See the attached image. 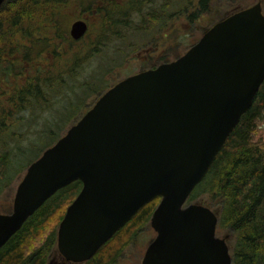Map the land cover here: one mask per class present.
<instances>
[{
	"label": "water",
	"instance_id": "95a60500",
	"mask_svg": "<svg viewBox=\"0 0 264 264\" xmlns=\"http://www.w3.org/2000/svg\"><path fill=\"white\" fill-rule=\"evenodd\" d=\"M4 0H0V6ZM88 24L72 21L81 38ZM264 81L258 1L208 28L183 54L117 81L25 169L0 248L57 190L79 180L56 233L68 261L89 259L145 204L156 235L141 264H233L219 217L188 202Z\"/></svg>",
	"mask_w": 264,
	"mask_h": 264
},
{
	"label": "trees",
	"instance_id": "16d2710c",
	"mask_svg": "<svg viewBox=\"0 0 264 264\" xmlns=\"http://www.w3.org/2000/svg\"><path fill=\"white\" fill-rule=\"evenodd\" d=\"M147 1L2 2L0 193L80 117L91 97L111 86L107 72L120 63L126 32L165 29L171 16L194 20L211 0H152L153 6ZM70 6L79 7L88 24L77 40L69 33ZM80 188L75 180L49 197L0 248V264H45L56 242L55 228ZM201 195L216 204L217 226L234 236L233 264H264V81L188 201ZM158 202L155 198L140 208L85 264H110L127 243H119L121 232L128 231L129 238L143 227Z\"/></svg>",
	"mask_w": 264,
	"mask_h": 264
},
{
	"label": "rangeland",
	"instance_id": "374dc122",
	"mask_svg": "<svg viewBox=\"0 0 264 264\" xmlns=\"http://www.w3.org/2000/svg\"><path fill=\"white\" fill-rule=\"evenodd\" d=\"M141 1L143 2L144 0ZM150 1V6H153V1L158 2L159 0H149L147 1V6ZM258 1L261 3L262 12L264 13V0H211L209 3V9L201 13L194 20L189 21L184 16L179 18L171 16V19L165 26L166 28L164 27L165 29L151 28L146 33L143 31L136 32L134 30H129L126 32V35L120 44V63L118 65L116 64L117 66H114L109 72H107L106 78H109L110 85H113L117 81L130 74L137 73L139 71L154 67L162 62L175 59L179 55L183 54L188 49V47L196 42L214 23L233 12L248 7ZM130 2V5H136L138 0H130ZM133 8L136 9V7ZM171 9L172 8L169 10ZM146 10L147 9L144 11ZM79 12H81L79 7H68L66 14L72 18V20L69 22V28L73 20L82 18ZM85 13H88V11H85ZM92 16H94V14H92ZM136 18V13L131 12L130 19L136 20ZM93 22L94 19L91 17L90 23ZM135 22H137V20ZM93 27H96V25L93 24ZM113 50L114 48H112V51ZM96 99L97 96H93L88 100L87 109L92 106ZM82 113L83 112L78 113V116ZM75 121L76 120L72 119L70 122H68L61 131L60 135H62ZM33 152L34 151H30V154ZM24 172L25 169L18 174L16 179L13 180L12 183H10L2 191V193H0V212L7 213L11 211L16 187L23 177ZM191 202L206 205L218 214V208L216 204L210 202L206 196L201 195ZM58 224L55 228L56 233ZM125 231L123 230L118 238L121 239L119 243H122L125 240H127V243L122 246V248L119 250V254L116 255L110 264H141L147 245L156 235L155 230L150 225V218L143 227L138 228V230H133V232L129 235V238L127 237L128 231ZM216 235L219 237H227V244L229 245L230 251H232L234 242V236L232 232L228 229H220L217 226ZM110 246L112 247L113 245L110 244ZM61 260L62 259L55 242L45 264H61Z\"/></svg>",
	"mask_w": 264,
	"mask_h": 264
},
{
	"label": "flooded vegetation",
	"instance_id": "af4514ba",
	"mask_svg": "<svg viewBox=\"0 0 264 264\" xmlns=\"http://www.w3.org/2000/svg\"><path fill=\"white\" fill-rule=\"evenodd\" d=\"M99 249H100V248H99ZM99 249H98V250H99ZM98 250H97V251H98ZM97 251H96L94 254H96ZM58 252H59V251H58ZM59 254H60V253H59ZM94 254H93L92 256H94ZM92 256H91V257H92ZM60 257H61V259H62V260H61V264H85L86 261H88V260L91 258V257H90L89 259H87V260H85V261H82V262H73V261H68V260H66L61 254H60ZM47 258H48V257H47Z\"/></svg>",
	"mask_w": 264,
	"mask_h": 264
}]
</instances>
